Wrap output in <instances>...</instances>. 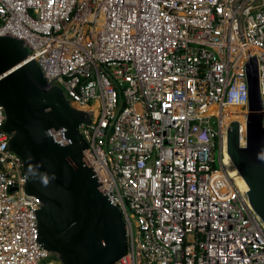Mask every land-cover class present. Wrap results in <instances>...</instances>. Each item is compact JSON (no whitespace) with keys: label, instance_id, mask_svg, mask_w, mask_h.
<instances>
[{"label":"built area","instance_id":"built-area-1","mask_svg":"<svg viewBox=\"0 0 264 264\" xmlns=\"http://www.w3.org/2000/svg\"><path fill=\"white\" fill-rule=\"evenodd\" d=\"M8 26L91 118L84 160L126 226L116 264H264V222L222 160L234 121L245 144L252 58L264 123V0H0ZM5 122L0 105V264H41L42 203Z\"/></svg>","mask_w":264,"mask_h":264},{"label":"water","instance_id":"water-1","mask_svg":"<svg viewBox=\"0 0 264 264\" xmlns=\"http://www.w3.org/2000/svg\"><path fill=\"white\" fill-rule=\"evenodd\" d=\"M28 56L24 40L0 35L4 128L11 135L12 150L24 163L26 192L42 203L40 242L63 264H116L127 251L126 226L122 211L98 189L84 160L87 143L80 125L91 118L61 87L50 85L40 65L27 61ZM247 72L250 112L245 144L240 141L239 123L233 122L227 150L249 185L253 209L264 222V123L255 58L249 60Z\"/></svg>","mask_w":264,"mask_h":264},{"label":"bare ground","instance_id":"bare-ground-1","mask_svg":"<svg viewBox=\"0 0 264 264\" xmlns=\"http://www.w3.org/2000/svg\"><path fill=\"white\" fill-rule=\"evenodd\" d=\"M9 26L8 29H4V30H0L1 33L3 34H7L8 32H10L9 30ZM17 31V30H15ZM231 42L233 43L232 45V51L233 52H238V48L237 45H239L238 39L236 38V36L233 34L232 35V40ZM236 118H240V116H235ZM236 122V121H234ZM227 135L224 136V138H226ZM223 151V164H224V169L223 172H225V174H227V177H229V175L233 178L234 182L239 186L240 189L242 190H247L249 189V185L246 182V180L244 179V177L242 176V174L240 173L239 169L236 167V165L234 164L232 158L230 157L228 150H227V141L225 139V144H224V148H222ZM227 170H229V173H227ZM229 174V175H228Z\"/></svg>","mask_w":264,"mask_h":264},{"label":"rangeland","instance_id":"rangeland-1","mask_svg":"<svg viewBox=\"0 0 264 264\" xmlns=\"http://www.w3.org/2000/svg\"><path fill=\"white\" fill-rule=\"evenodd\" d=\"M227 173H229V170H227ZM59 262V259L55 255H51L49 258L44 259L41 264H57Z\"/></svg>","mask_w":264,"mask_h":264},{"label":"clouds","instance_id":"clouds-1","mask_svg":"<svg viewBox=\"0 0 264 264\" xmlns=\"http://www.w3.org/2000/svg\"><path fill=\"white\" fill-rule=\"evenodd\" d=\"M64 92V91H63ZM65 94V93H64ZM93 171V170H92ZM47 179L45 178L44 180H43V183L46 185L47 184ZM53 254V253H52ZM54 255V254H53ZM60 261V260H59Z\"/></svg>","mask_w":264,"mask_h":264}]
</instances>
